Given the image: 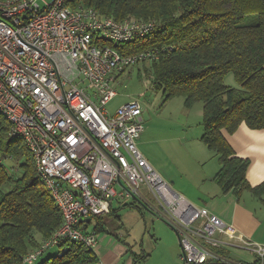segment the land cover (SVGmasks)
<instances>
[{
  "label": "built area",
  "instance_id": "built-area-1",
  "mask_svg": "<svg viewBox=\"0 0 264 264\" xmlns=\"http://www.w3.org/2000/svg\"><path fill=\"white\" fill-rule=\"evenodd\" d=\"M153 27L152 21L73 8L69 0H0V113L11 123L10 136L24 139L62 213L53 235L26 254L28 264L64 240L94 249L92 218L110 215L115 200L129 199L176 232L184 264L233 262L215 251L223 245L251 247L264 264L263 244L195 206L144 157L138 147L144 130L139 100L113 113L107 108L117 96L119 76L159 56L116 45Z\"/></svg>",
  "mask_w": 264,
  "mask_h": 264
},
{
  "label": "trees",
  "instance_id": "trees-1",
  "mask_svg": "<svg viewBox=\"0 0 264 264\" xmlns=\"http://www.w3.org/2000/svg\"><path fill=\"white\" fill-rule=\"evenodd\" d=\"M69 5L154 23L145 36L116 47L158 51L150 62L154 87L167 98L184 97L188 108L203 103L201 139L219 157L221 168L214 179L222 191L249 190L262 199L264 181L249 183L250 160L235 155L222 129L233 133L243 122L264 128V0H69ZM230 73L237 86L226 84ZM0 116V264H28L24 257L60 227L62 213L24 139L10 136L11 123ZM7 157L16 160L17 169ZM137 204L132 206L142 207ZM106 224L97 218L94 227L109 231ZM57 248L34 264L100 262L95 250L80 242L64 240ZM146 257L134 255L135 261Z\"/></svg>",
  "mask_w": 264,
  "mask_h": 264
},
{
  "label": "rangeland",
  "instance_id": "rangeland-1",
  "mask_svg": "<svg viewBox=\"0 0 264 264\" xmlns=\"http://www.w3.org/2000/svg\"><path fill=\"white\" fill-rule=\"evenodd\" d=\"M226 77L233 79L230 85H238L233 73ZM226 84L228 83L226 82ZM116 88L117 96L109 102L107 108L113 113L126 102L140 101L143 107L144 130L141 138L138 139L139 150L178 192L172 184L171 178L178 180L179 177H182L184 166L190 170H194L196 167L193 139L195 133H200L202 128V116L195 106H203V104L199 102L200 105H193L194 107L188 108L182 96L167 98L161 89H156L153 85V72L150 62L129 66L119 76ZM186 137H189L190 141H187ZM6 159L10 166L17 169L15 159L11 157ZM125 202L129 203L130 200L121 202L115 200L114 202L115 206L120 208L118 213L121 215L124 226L118 231L110 230L111 233L105 230L97 232L99 241L101 242L104 236H108L115 243L119 242L118 244L126 246L128 251L136 256L146 253V259L136 260L139 264H178L177 257L179 264H184L181 251L178 253L174 249L172 232L173 234L176 232L154 211L143 206L141 208L137 206L125 207L123 205ZM104 219L107 220L106 226L112 227L113 224L110 225V222L116 224V228L120 226L118 218L114 215H106ZM96 222L97 218L93 217L90 230L94 229ZM117 232L121 234L119 235L121 239H118ZM57 252L58 248L52 247L43 256L54 255Z\"/></svg>",
  "mask_w": 264,
  "mask_h": 264
},
{
  "label": "crops",
  "instance_id": "crops-1",
  "mask_svg": "<svg viewBox=\"0 0 264 264\" xmlns=\"http://www.w3.org/2000/svg\"><path fill=\"white\" fill-rule=\"evenodd\" d=\"M225 81L230 84L233 82V79L226 77ZM199 102H195L194 106L200 105L198 104ZM195 107H197L198 113L203 118V106ZM201 126L200 133H195L193 139V148L196 153V167L194 170H190L184 166L183 176L179 177L178 180L171 178L172 184H174L179 193L183 194L195 206L208 208L212 214L234 225L246 238L264 245V196L262 199L258 198L249 190H242L239 193L222 191L214 179L221 168V162L217 153L202 141L201 137L204 131L202 121ZM222 133L231 144L236 156L250 160V165L246 173L249 183L252 186H257L263 182L264 128L253 129L243 122L235 132L229 133L226 129H222ZM185 139L190 141L189 137ZM129 200V203L125 202L123 204L125 207H131L132 204L137 203L134 199ZM121 201L125 200H118V202ZM114 202L112 204V213L109 216L114 215L117 217L116 214H120L118 213L120 208H117ZM118 221L120 222V226L117 228L116 224L112 222H110V225L113 224L112 227L109 225L106 226L110 233V230L118 231L124 226L121 215ZM116 235L118 237L121 234L117 232ZM172 237L174 249L179 253L181 247L178 236L172 232ZM118 243H115L108 236H104L101 242L98 239V244L94 250L100 258L99 264H136L135 254L129 252L126 246ZM215 251L235 263L260 264L258 255L251 247L223 245L216 248ZM176 259L179 264L178 257ZM207 264L225 263L212 260Z\"/></svg>",
  "mask_w": 264,
  "mask_h": 264
},
{
  "label": "water",
  "instance_id": "water-1",
  "mask_svg": "<svg viewBox=\"0 0 264 264\" xmlns=\"http://www.w3.org/2000/svg\"><path fill=\"white\" fill-rule=\"evenodd\" d=\"M84 221H85V222H89V218H85Z\"/></svg>",
  "mask_w": 264,
  "mask_h": 264
}]
</instances>
